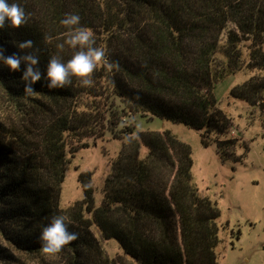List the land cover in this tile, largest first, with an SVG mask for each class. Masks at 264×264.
<instances>
[{"label":"trees","instance_id":"16d2710c","mask_svg":"<svg viewBox=\"0 0 264 264\" xmlns=\"http://www.w3.org/2000/svg\"><path fill=\"white\" fill-rule=\"evenodd\" d=\"M16 2L28 22L0 30L5 55L34 52L42 72L52 55L70 59L74 50L58 45L66 33L59 21L71 12L93 31L107 63L93 72L92 87H81L75 77L63 89L37 81L32 95L23 91L22 73L0 63V87L33 128L10 129L0 119L3 238L18 252L48 255L41 252L37 236L51 216L63 214L77 239L45 264H216L219 208L200 195L192 179L190 146L170 131H122L134 138H126L109 160L98 206L89 171L78 174L83 197L66 208L59 205L61 184L70 158L86 146L77 144L106 130L114 134V121L105 124L113 98L130 111L184 123L201 132L204 145L214 142L221 159L233 158L237 139L219 138L232 121L215 106L212 89L236 71L257 70L230 94L250 106L264 105V0ZM26 40L33 42L31 49L15 46ZM207 134L215 137L207 140ZM164 167L167 177L154 172ZM92 227L101 239L115 240L122 253L109 257ZM0 262L18 264L3 247Z\"/></svg>","mask_w":264,"mask_h":264},{"label":"rangeland","instance_id":"374dc122","mask_svg":"<svg viewBox=\"0 0 264 264\" xmlns=\"http://www.w3.org/2000/svg\"><path fill=\"white\" fill-rule=\"evenodd\" d=\"M256 73L257 70L241 69L218 81L212 89L215 106L232 121L229 131L219 138L237 139L236 146L232 148L233 158L221 159L214 142H209L208 145L202 143L200 131L181 122L130 111L124 101L113 98L109 112L112 115L106 116L105 124L108 125L110 120L114 121L113 135H117V138L106 130L103 136L88 137L77 144L80 146L85 143L86 146L74 153L66 167L61 184L60 207L66 208L83 197L78 182V174L82 171L91 173L94 203L96 206L100 204L102 183L109 170V160L117 156L129 136L127 132H122L124 129L134 127L136 131L168 130L178 140L190 146L193 182L200 195L216 201L219 208L217 224L220 241L216 247V264H264V118L261 115L264 105L257 103L250 106L246 101L230 94L234 85L244 82ZM133 118L134 123L130 125L128 121ZM0 119L10 129H33L24 112L6 97L1 87ZM136 125L139 126L138 129ZM214 137L213 134H207L206 138L212 140ZM146 151V147L140 148L142 158L146 156ZM237 156L241 157L235 160L234 157ZM154 172H161L164 177L169 175V170L165 167L156 168ZM92 230L109 257L122 253L115 240L105 241L94 227ZM0 247L9 250L17 258L18 264H45L56 261L52 255H31L16 251L1 233Z\"/></svg>","mask_w":264,"mask_h":264},{"label":"clouds","instance_id":"9594fccd","mask_svg":"<svg viewBox=\"0 0 264 264\" xmlns=\"http://www.w3.org/2000/svg\"><path fill=\"white\" fill-rule=\"evenodd\" d=\"M28 22V14L16 0H0V30L7 25L18 28ZM59 23L66 28L65 39L58 45L63 48L68 45L74 50L68 60H63L59 55H52L44 72L39 67V57L34 52L12 53L5 55V49L0 46V63L10 72H21L20 79L23 82V91L26 95H32L36 91L33 85L42 81V87L48 89H63L72 84L75 77L81 87H92V74L101 62L107 63L105 50L95 46L93 31L81 24L78 13H64ZM19 50L31 49V40L21 41L15 45ZM24 65L21 69V65ZM111 67V65H108ZM131 125L134 118L129 120ZM137 129L139 128L136 125ZM138 134V133H137ZM134 137H129V141ZM85 188L89 185H84ZM77 239V233L69 231L67 217L63 214L53 215L47 223L42 225L37 241L40 250L44 254H58L65 245Z\"/></svg>","mask_w":264,"mask_h":264}]
</instances>
